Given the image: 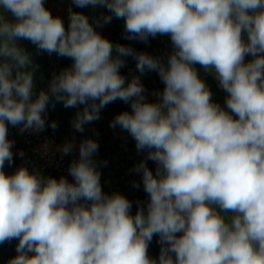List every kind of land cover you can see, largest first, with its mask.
<instances>
[{
  "label": "clouds",
  "instance_id": "clouds-1",
  "mask_svg": "<svg viewBox=\"0 0 264 264\" xmlns=\"http://www.w3.org/2000/svg\"><path fill=\"white\" fill-rule=\"evenodd\" d=\"M72 3L110 15L94 27L70 8L66 28L45 0H0V244L18 240L7 264H264V0ZM113 16L125 22L124 39L169 36L166 62L103 37L96 28ZM19 40L73 63L37 94L38 65ZM128 56L140 75L158 73L164 88L153 93L156 101L146 98L140 76L126 82L120 73ZM197 64L227 94L225 107L213 102ZM116 100L130 102L131 111L117 114L110 127L147 152L133 168L146 208L138 203L133 215L125 195L103 192L93 158L99 145L91 138L69 166L74 182L26 166L5 173L14 157L9 125L41 132L50 104L82 105L72 127L83 133ZM48 126L57 128L55 121ZM74 148L66 143L60 151ZM154 236L157 258L148 254Z\"/></svg>",
  "mask_w": 264,
  "mask_h": 264
},
{
  "label": "trees",
  "instance_id": "trees-1",
  "mask_svg": "<svg viewBox=\"0 0 264 264\" xmlns=\"http://www.w3.org/2000/svg\"><path fill=\"white\" fill-rule=\"evenodd\" d=\"M50 2H55L54 0H47ZM66 1V0H64ZM63 1V2H64ZM66 8L72 11L82 13L86 15L89 21L95 23V21L101 17V15H110L106 8L100 7H85L79 8L75 4L72 3V0H68ZM6 16L9 20H14V17L11 13H6ZM124 20L117 19L113 16L110 23L102 24L101 28L106 32H110L113 27H117L122 31L121 40L118 42L119 44L127 45L132 47L136 52H144L149 55L160 57L166 62L167 54L171 52L172 45L170 37L167 35L161 36L157 35L155 38L149 37L147 43L140 42L138 40H128L124 39L125 30H124ZM95 26V25H94ZM246 38V37H245ZM18 44L24 47L29 53H31L32 60L34 64L38 65V68L35 71L37 77H39L38 83L39 85L49 82L54 73L58 74L63 69L71 67L73 61L67 57H60L55 53L49 55L47 52H38L36 46L33 45L30 41L27 40H19ZM113 44H116L113 42ZM251 56H247L245 61L251 59ZM125 60V66L120 69V73L126 77V82L130 80L133 76H140L141 82L146 89V98L149 101H153L157 99L156 96L153 95L155 90L158 87V83L160 82V78L157 72L155 71H146L145 74L140 75V73L136 69V61L133 57L128 56L123 58ZM197 69L199 76L206 82L210 91L212 92V100L221 105V107H225V98L226 93L218 87L217 80L213 77L211 73L205 72V70L200 65H194ZM123 111H131L130 102L124 103L121 100H116L108 105H106L100 112V118L97 127L102 128L110 125L114 117L123 112ZM74 112V108H65L62 103H55L53 107L52 104L49 105V111L47 112V121L51 124L53 121L57 124V132L59 134L60 139H62V135L65 134L70 129V121L72 118V114ZM20 142V139H19ZM116 147L122 148V151H125L123 159L125 161L124 164L131 166H135L141 160L145 159L147 152H133L134 146L131 144L129 149L123 148L121 145H117ZM94 160L97 163L98 170L101 173V185L103 189L107 187V191L109 194L113 192H119L127 197L132 202L131 213L134 215L137 211V204H143L146 208V204L148 201V195L145 193L143 189V183L141 180V175L137 173L134 181H125L121 180L122 169L115 168L112 159L108 156L104 155V148L99 146L98 152L94 155ZM105 162H107L105 164ZM26 166L29 171L34 169L32 156H24V157H13V162L9 165L7 162L4 166V171L6 174H13L19 167ZM149 168L155 174L156 166L150 165ZM116 171V174L114 173ZM43 175L44 172H42ZM54 178L59 179L60 177L54 176ZM69 182H73V178L71 176L66 177ZM135 184H139V187H135ZM116 185V186H115ZM106 192V191H105ZM108 194V193H107ZM159 237L154 236L152 242L148 248V254L150 257L157 258L160 251ZM13 250V240L10 242H5L4 244H0V253L3 255L6 253L8 258H12ZM6 257V258H7ZM7 264L4 260H0V264Z\"/></svg>",
  "mask_w": 264,
  "mask_h": 264
},
{
  "label": "built area",
  "instance_id": "built-area-1",
  "mask_svg": "<svg viewBox=\"0 0 264 264\" xmlns=\"http://www.w3.org/2000/svg\"><path fill=\"white\" fill-rule=\"evenodd\" d=\"M96 30L112 43H118L123 34L117 27H113L110 32H106L101 27L96 28ZM113 55H115V52ZM48 125H50V123L47 121V117L46 128L41 132L25 131L21 133L20 127L22 126L12 127L9 125L8 138L14 141V147L12 149L14 157L31 155L34 169H39L40 167V169H42L41 171L45 174L44 176L68 177L70 176L68 169L71 162L79 158V144L81 141L77 139L62 140L60 139L57 130H53ZM66 143H73L75 145L74 150L68 155H64L60 151L61 147ZM20 152H23V156L19 155ZM124 163L125 162L122 164Z\"/></svg>",
  "mask_w": 264,
  "mask_h": 264
},
{
  "label": "rangeland",
  "instance_id": "rangeland-1",
  "mask_svg": "<svg viewBox=\"0 0 264 264\" xmlns=\"http://www.w3.org/2000/svg\"><path fill=\"white\" fill-rule=\"evenodd\" d=\"M38 80H39V77H37L36 74L34 73V85H35L34 92L38 94L41 90L47 91L50 81L39 85ZM80 108L82 110L83 106ZM75 109L76 108H74V110ZM74 114H75V112H73L72 118L70 121L71 127L66 132V133H68V135L65 136L66 133L63 134L62 140L77 139L81 142L85 139H88V138L95 140L100 147L104 148L105 157L108 156L110 159H112L115 168H117V169L119 168L120 170L122 169V173H121L122 175H121L120 179L125 180V181H127V180L128 181H134V179L136 178V175H137V173L133 171V168L135 166L130 167L129 165L122 164L123 162H125L123 159L125 151H122V148H120V147H116L117 145H121L126 150V149H129V146L132 144L135 147L133 152L134 151L137 152L135 141L130 136V134L126 131L121 130L119 127H116L115 129H113L112 127H110V125H108L106 127L98 128L97 125H98L99 119L96 121H93L89 124H86L83 133L77 132L72 127V121L75 118ZM82 135H86V136H82ZM147 164H148V167L150 165L156 166L155 163L153 161H150V160L147 161ZM39 169H40V167H39ZM41 170L42 169H40V171ZM114 173L116 174V171ZM103 191L104 192L106 191L105 193L109 194V192L107 191V187H105V189H103ZM17 244H18V240L14 239L13 240L12 257L17 255V253H16ZM6 257H7L6 253L4 255L2 253H0V260H4L5 263L10 259V258H8V257L6 258Z\"/></svg>",
  "mask_w": 264,
  "mask_h": 264
},
{
  "label": "crops",
  "instance_id": "crops-1",
  "mask_svg": "<svg viewBox=\"0 0 264 264\" xmlns=\"http://www.w3.org/2000/svg\"><path fill=\"white\" fill-rule=\"evenodd\" d=\"M55 2H50V1H47L45 0V7L51 12V14L54 16V17H60L63 22H64V25L65 27L67 28L68 26V23H69V10L66 8L67 4L70 5L68 3V0L64 1V0H54ZM64 1V2H63ZM101 8V7H100ZM90 23L93 24V26L95 25L94 22L92 21H89ZM95 27V26H94ZM98 28V27H97ZM163 87H164V84L163 82L160 80V82L158 83V87L157 89L155 90V92L157 91H162L163 90ZM158 99V98H157ZM157 99L153 100V101H156ZM82 105L78 106L74 112L76 115V112L78 110H81ZM74 117V116H73ZM68 133L65 134V136H67ZM82 136H86V135H82ZM81 136V137H82ZM80 137V138H81Z\"/></svg>",
  "mask_w": 264,
  "mask_h": 264
}]
</instances>
